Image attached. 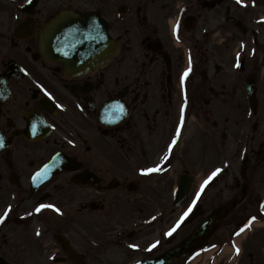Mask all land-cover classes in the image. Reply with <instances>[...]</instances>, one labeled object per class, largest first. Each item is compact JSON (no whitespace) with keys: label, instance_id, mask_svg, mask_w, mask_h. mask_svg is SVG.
<instances>
[{"label":"flooded vegetation","instance_id":"flooded-vegetation-1","mask_svg":"<svg viewBox=\"0 0 264 264\" xmlns=\"http://www.w3.org/2000/svg\"><path fill=\"white\" fill-rule=\"evenodd\" d=\"M30 1L0 0V133L4 137V142L0 143V217L3 218L0 256L7 264H14L16 250L12 246L27 253L25 240L16 241V236L24 232L29 234L30 240L34 235L43 238L42 249L48 255L51 248L45 241L51 236L52 243L58 244L57 236L68 231L70 226L84 222L97 227L114 220L119 196L127 199L126 193H137L132 198L131 211L139 216L138 222L130 230L117 234L122 240L114 238L112 242L122 246L120 251L125 254L124 259L138 256V261H142L155 257L178 243L191 229V224L174 226L171 235L166 234L164 238L166 229L162 230V220L158 222L150 217L156 211L161 217L169 212L165 201L169 200L172 181H164L163 193L156 201H142L144 197H140L139 190L129 191L138 188L129 177L120 183L112 178L113 173L103 172L98 167L97 151H105L103 146H112L125 157L136 148L141 151L144 145L138 138L143 135L139 124L146 120L150 134L158 125L164 128V136L158 141L154 138L149 149L144 148L141 153L154 160L158 149L175 131L171 124L176 125L179 120L176 67L183 60V53L178 52L181 47L172 40L169 16L175 15L173 7L180 0H36L35 4ZM182 1L188 2L184 15L200 11L188 33L190 36L180 30V39L189 45L199 42L196 31L197 25L205 22V0ZM63 10H71L82 18L95 16L106 28L111 42L115 40L117 44L115 54L107 63L89 71L67 70L62 61L51 60L43 54L41 33L50 19ZM168 55L170 63L167 62ZM195 92L202 91L197 89ZM114 97L127 104L128 116L116 125L99 123L101 105ZM197 105L192 104L191 109L192 112L195 110V119L199 123L198 118L201 122L205 118V110L202 114ZM107 113L108 110L102 117L106 118ZM186 119L184 114L180 121L183 123ZM193 140L200 142L199 138ZM58 153L79 165L77 173L89 170L98 175L101 188L95 187L97 181L93 185L72 183L75 172L65 166V170L53 174L33 189V176ZM99 166L103 167L102 164ZM249 189L252 194L256 192L251 185L247 192L243 188L244 200H248ZM91 201L101 205L102 216H105L102 221H98L97 210L82 206ZM40 205L54 207L37 212ZM57 208L60 211H56ZM82 212L93 217L83 218L79 216ZM174 213L175 208L168 216ZM202 220L201 217L200 222ZM241 220L229 219L237 223ZM35 221L47 224L38 234L31 226ZM71 250V253L61 251L62 262L52 260L51 264L79 263L76 252ZM196 252L193 250L187 256ZM259 259L257 257V261ZM178 263L179 260L172 264Z\"/></svg>","mask_w":264,"mask_h":264},{"label":"rangeland","instance_id":"rangeland-1","mask_svg":"<svg viewBox=\"0 0 264 264\" xmlns=\"http://www.w3.org/2000/svg\"><path fill=\"white\" fill-rule=\"evenodd\" d=\"M256 2H257V6L259 4L262 7V10H264V0H256ZM222 8H223L222 10H224L223 15H226L227 14L226 9L224 7H222ZM219 12H221V11H219ZM234 30L236 31L234 25H232V24H230L228 22L225 25V27L221 29L220 35L218 37L219 40H217V38L214 39L215 42L218 43V42H220L221 40H223L225 38L226 40L223 43L226 42L227 44L231 45V47H232L233 43L234 44L236 43V40L233 37ZM222 37H224V38H222ZM221 48L226 50V51L229 50V49L226 48V46H222ZM208 54H211V52L210 51H206L205 52V58H206V56ZM205 67H206V64H205ZM225 74L226 73L223 72V73L220 74V76L225 77ZM231 79H232V77H231ZM258 86H259L258 96L260 98L261 105H260V108H259V113L257 115V118H258V121H262V120H264V82H259ZM222 100L223 99L221 97H215L212 104L215 106V108H217V110H218L217 112L220 111V112L224 113V115H228V116L231 117V122L229 121L228 126L230 127L229 129L233 133V136L237 137L238 136V134H237L238 130L237 129L240 128L238 125L241 124V121L239 119L238 120L237 119L234 120V117H236L235 113H236V110L238 108V105L235 102H233L232 103L233 104L232 107H230V106L226 107V106H224V103H222ZM204 104L205 103L203 101V105ZM219 107H221V108L218 109ZM224 115L220 113V117L222 119H223ZM203 121H204V119H203ZM204 122L205 123L199 122L200 124L197 123V121L190 122L189 126L187 127V130L185 131V140L183 141L184 144L185 143L187 144L189 139H190V137L191 138H199L200 139V146L203 149L204 148L205 149H204L203 152H202V150H200V153H199V156H198L197 160L195 161L194 157L186 155V157H184V159H185L184 161L183 160L178 161V159H180V157H181V155H180L181 151L178 149L177 154L174 155V162H175V167L173 169L174 172H171V174L168 173V174H166L164 176H161V177H156L157 178L156 184H154L151 181H149L148 187L144 188L146 195L141 196V197L145 196L144 198L141 199L142 201H145V202H146V200L148 202L156 201L157 198H158V195L163 193V187L165 185L164 180L165 179L167 180V178H170V176L172 174L177 175V173H180L183 170H187L189 172H192V174H195V173L198 174L199 177L196 179V182H199L207 173H209L211 171L212 168L214 169V167H216V165L220 164L224 158H229L230 155L233 154L232 151H231V147H230V144L233 142V140L232 139L231 140H227L226 145L223 146V145L220 144V138H219L218 133H217L216 138L214 139V141H211L210 138H209L210 136L208 135V133L210 132L211 135H212V133L215 132V131L212 128V126L210 125L211 123H207L206 119H205ZM147 123L148 122L146 120H144L142 124L141 123L139 124V130L142 131L144 138H148L149 140L151 138L152 139L155 138V140L158 141L161 137L164 136L163 135V133H164L163 126L161 127V126L158 125L157 129H155V131L152 134H150L149 131H148ZM202 129L204 131H202ZM243 129H244V127H243ZM137 131H138V129H137ZM208 143H210L213 146H211L210 144L208 146ZM186 144L184 145V147L186 146ZM145 146L146 147H150V146H147V145H145ZM136 152H137V156L135 157V153ZM141 153H142V150L139 151V149L136 148V150L133 151L131 154L134 155V157L136 159L142 160L140 158V157H142ZM121 157H122V155H121ZM145 158L147 159V157H145ZM140 162L144 164L143 161H140ZM140 162H139L138 165L141 164ZM239 167L240 166H237L235 168L229 167V168H227V170H230V168H231V170L235 169L234 171H236V172L233 171V173H235V175H236L235 182H238L240 184V186L239 187L236 186V188H233V189H228L227 186L224 187L223 183L218 185L219 181L217 183L213 184L212 186H210L209 189L207 190V194L210 196V199L208 198V199H206L204 201L205 212L209 211V208L211 206H213L214 203H216V204L218 202L221 203L222 201H225V200L229 199V196L235 195L238 198L240 197L241 185H242V177L240 176V173H239ZM103 172H106V171H103ZM248 173L251 175V186L254 189L262 188V187L264 188V162H263V164L259 162V163L255 164V165H253L252 169L249 167ZM221 180H223V179H221ZM141 181H143V180H141ZM222 187H224V189ZM263 188L261 190H264ZM136 194L137 193H126L125 196H128L127 199L125 197H120L119 196L118 202L120 204L118 205L117 209L115 210L116 214H117V219H116L117 222H119L120 218L125 217L126 214H130L131 204L133 203L132 198ZM254 194H255V192L252 194V189H249V195L251 196V195H254ZM216 195H220V197H216ZM249 195H248V198L250 197ZM213 198L216 199V202H213V200H212ZM222 198H223V200H221ZM170 202H171L170 200H166L165 201V203L169 207H170ZM211 202H213V203H211ZM249 202H251L250 199H249ZM255 205H256L255 204V200H253L251 203H248V202L245 203V201H244L235 210L240 211L239 216H243L244 214H247V212H249L251 210L250 206H252V208H254ZM152 207H153V205H152ZM234 211H232L231 213H233ZM131 214L135 215V213H131ZM100 215H102V214L97 215L98 221H102V218L100 217ZM82 217L92 218L93 216L84 213L82 215ZM231 222H234V221H231ZM83 224H84V222H83ZM168 224L169 223L162 225V228L167 227ZM88 226L90 227V224H88ZM232 226H233V223L224 222V226L221 227L220 232L218 231V234H217L216 238L220 239V238H222L224 236L223 234H228L229 231L232 229ZM33 228H34V224H33ZM86 228H88V227H86ZM105 228H111V227L109 225H106ZM77 234L80 235L81 240H83V241L85 240V238L81 235V233L77 232ZM23 236H25V238L28 239L29 234L24 232ZM248 236L249 237L246 240V245L249 244V242L253 239L252 238V234H250ZM20 238H21V236L19 237V240H20ZM19 240H16V241L19 242ZM28 240H29L28 245L26 244V242L24 244L27 245L28 251L33 253V254L30 255V258L33 259L32 262L34 261L36 264H42L40 262V251L41 250L37 249V246L35 245V241L36 240L35 239H31V240L28 239ZM12 247L14 249H21V248H17L16 246H12ZM246 248L248 249V247H246ZM254 249L256 250V248H254ZM224 252H225V255H226L225 258H227L228 253L230 251L226 252L224 250ZM28 258L29 257L26 258V256L24 255L23 260L24 259H28ZM23 260H22V262L20 264L23 263ZM247 263H248V254H244V256L242 258V261H240V264H247ZM221 264H223V262Z\"/></svg>","mask_w":264,"mask_h":264},{"label":"water","instance_id":"water-1","mask_svg":"<svg viewBox=\"0 0 264 264\" xmlns=\"http://www.w3.org/2000/svg\"><path fill=\"white\" fill-rule=\"evenodd\" d=\"M84 44H86V45H90L89 40L85 41ZM91 49H93V48H91ZM91 52H92V50H90V49H78V48L73 49V54H74L75 56H80V55H81V57H86V56L90 55ZM213 220H214V218H211L208 222H206V223H205V229H202V230L198 233V235H202V231H205V235H206V233L209 232V230H210L209 226L211 225V223L213 222ZM193 240H194V239H192V240L190 239L188 242H186V243L183 244L182 246H179V247H178L177 249H175L174 251L165 254V255L163 256V258H164L165 260H167V261L171 260L173 256L180 254V253L182 252L183 249H186L187 246H189V245L193 242ZM151 263H152V262H151Z\"/></svg>","mask_w":264,"mask_h":264},{"label":"snow or ice","instance_id":"snow-or-ice-1","mask_svg":"<svg viewBox=\"0 0 264 264\" xmlns=\"http://www.w3.org/2000/svg\"><path fill=\"white\" fill-rule=\"evenodd\" d=\"M241 2H243V0H241ZM176 29L178 30L179 29V22H177V25H176ZM154 170H157V169H147L146 171H148V172H151V171H154ZM220 170H217V172H219ZM214 175H216V173H213V176ZM48 207H54L53 205H40L37 209H36V211L37 212H39V211H41V209H43V208H48ZM56 211H60L58 208L56 209ZM189 211H191V209H189ZM5 215H7V214H5ZM186 215H187V213H186ZM253 219H255V218H253ZM3 222V218L2 217H0V223H2ZM244 229L242 228L241 229V231H243ZM238 235H239V233H237ZM169 235H171V233H169ZM133 247H136L135 245H133ZM153 247H155V245H153ZM239 251H240V249L237 247L236 248V252H237V254H239Z\"/></svg>","mask_w":264,"mask_h":264}]
</instances>
